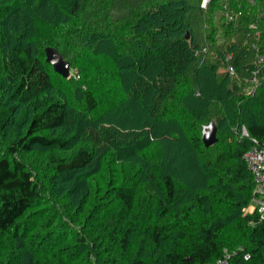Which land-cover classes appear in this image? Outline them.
<instances>
[{"label": "trees", "instance_id": "obj_1", "mask_svg": "<svg viewBox=\"0 0 264 264\" xmlns=\"http://www.w3.org/2000/svg\"><path fill=\"white\" fill-rule=\"evenodd\" d=\"M202 1L0 0V233L9 239L8 262L36 264L46 245L32 246L49 235L27 239L34 227L75 230L60 209L57 222L19 220L54 194L89 226L73 235L87 256L102 235L118 245L111 257H127L142 206L155 216L142 231L156 257L146 262L139 252L126 264H204L225 252L230 264H264V219L247 211L254 180L243 159L254 141L264 147L263 71L247 90L264 54V0ZM227 6L240 12L234 20ZM46 47L72 61L84 86L39 58ZM50 75L71 90V102L47 92ZM210 122L218 139L206 148L201 130ZM154 141L161 148L150 154ZM34 146L72 152L48 154L38 176L45 189L18 156ZM185 153L189 166L180 161ZM105 161L106 191L89 181ZM115 162L122 163L117 177Z\"/></svg>", "mask_w": 264, "mask_h": 264}, {"label": "rangeland", "instance_id": "obj_2", "mask_svg": "<svg viewBox=\"0 0 264 264\" xmlns=\"http://www.w3.org/2000/svg\"><path fill=\"white\" fill-rule=\"evenodd\" d=\"M39 58L41 60H45L44 55L40 56ZM67 62L71 63L70 69H69L70 76H74V78L78 81V83H81L84 86L82 74L78 72L77 67L73 65L70 59ZM45 69H46V71H44L45 73L51 70L50 67H47V68L45 67ZM87 72H89L88 74H90L91 77L96 76V73H95L96 71H87ZM47 83L49 85V89L47 92L52 93V95L62 92L64 93L66 98L71 102V98H72L71 90H69V88L67 89L63 84L59 83L58 79H55L50 75V80H48ZM95 85L96 84H94V86ZM102 87H104V85L101 86L97 84L95 86V88L98 90L102 89ZM103 93H104L103 91L98 92V93L96 92V95H95L96 99L97 98L101 99V96L103 95ZM149 147L150 148H148L147 150L148 152H150V154L152 153L157 154L158 150H160L161 148V141H158V142L154 141V143H152V145H150ZM52 151L62 157H69L72 153L71 150H59V149L46 148V147H41V146L40 147L34 146L30 151H26V152L24 151V152L18 153V156L26 164L27 168H29L31 171L34 172L36 176L35 180L39 182L42 189L43 188L45 189V187L43 186L44 183L41 177H38L40 176L39 172H41V169L43 167L45 168L47 166L46 164L48 162H47L46 157L48 156V154L52 153ZM114 157L115 156H113V153L109 154V158L107 160L113 162ZM180 161H181V164H183L184 166L185 165L189 166L192 162V158L191 156H188V153H185L184 157L182 156L180 158ZM115 164L117 165V168H116L117 170L113 172L114 173L113 177L118 176V172H119V169H121L120 167L122 163L115 162ZM107 165L108 164L105 161V164L102 168L103 171L93 175L92 177H89V181L96 185L95 188H99V189L105 188L104 191L108 189L105 182L110 177L111 171H112L110 167H108ZM195 176H196V173H195ZM195 178L198 179V177H195ZM110 181H112V179ZM110 188L111 187H109V189ZM43 192L46 196L47 195L46 192L44 190ZM108 198H110V196L107 194L105 197L103 196L100 198L101 201H104L102 206H104L105 208L108 207V204H109L107 203ZM110 205H111L112 211L117 208L114 204H110ZM254 209H255V202L252 201L250 206L247 208V211L250 212V211H253ZM58 210L64 211L62 212L61 216L68 217L69 219H71L72 224L70 226L76 225V228L75 230H71V229H67L65 227L59 226V229L52 230L49 224L48 226H46L45 228L41 230L35 229V227L33 228V230H30V231L28 230L27 239H32L31 238L32 234L33 235L36 234L37 236H40L42 239L45 238V235H49L44 240L39 241V240L33 239L35 240L36 243H34L32 247H40L41 245H46L44 246L42 253L36 254L34 256V258L36 259L34 263L36 262V264H109V262L111 261L110 259L112 258L114 259V257H116L117 259H120V261L123 260L121 264H126L128 262L127 258L130 259L134 257L136 254L138 255L139 252L142 253L141 257L146 262L156 257L155 248L153 246L152 247L150 246L148 239L146 238L144 232L142 231V229L145 226H148L151 222L154 223L155 216L154 217L151 216L150 213H148L142 206H140L137 210L139 211L138 212L139 219H136L137 222H135L136 229L134 230L135 233L133 235V241L130 245L131 249L129 251V254H127V257H124V258H120V255L113 256V257L110 256L112 253H114V251H116V253L119 252L118 245L116 243L110 244L111 242L108 239H103L104 237L102 235H100L102 241L101 242L97 241L98 250L94 248L92 256H87L86 254H84L83 253L84 250H82L80 246L76 244V241H74L75 236L73 237V235H76V234L79 235L81 233H84L89 226L86 228H83L84 221L81 220V216L76 217L75 215H73L75 213L74 209L69 205V203L64 201L63 198L60 196L57 197L54 194H53V197L52 195L46 196V198L42 196L41 202L38 203L37 206L26 211L25 215L19 220L21 221V223H23L27 219V217H29L30 222H33L36 219L35 222L39 220L38 222L40 223V222H43L44 221L43 218L46 217L48 219H51L57 222L60 218V215L57 214ZM40 212H41L40 217L42 218L41 219H38V217L35 218V215ZM71 212L73 214H71ZM101 217H103V215H101ZM89 223L90 224L88 225H90V227L93 228L95 225V222L91 220L89 221ZM82 229H84V231ZM80 230H81V233H80ZM48 233H51V234H48ZM94 236L87 237L86 243H90V244L94 243V238H95ZM100 236L96 235V238H99ZM52 239H55V240L52 241ZM5 240L9 241L7 236H4L2 233H0V264H18V261L15 258H13L12 261L10 262L7 261L8 252L4 246ZM140 245L142 249L140 248ZM140 249L141 251H139ZM99 250L101 251V253L99 252ZM15 253L16 252H12V254H15Z\"/></svg>", "mask_w": 264, "mask_h": 264}, {"label": "built area", "instance_id": "obj_3", "mask_svg": "<svg viewBox=\"0 0 264 264\" xmlns=\"http://www.w3.org/2000/svg\"><path fill=\"white\" fill-rule=\"evenodd\" d=\"M208 0H203L201 6L205 7V4ZM229 7H226V11L224 12L227 21L234 20V18L240 14V12L231 13ZM232 58V53L225 55V61L228 62L227 69L230 75H234L235 69L229 63V60ZM264 63V54L261 55L258 59V64L260 65ZM254 66L251 69L250 77L248 78L249 86L247 88L249 93H252L256 87L259 85V77L264 72V68ZM241 133L244 136H247L248 132L245 131L244 128L241 129ZM243 159L245 163L248 165L249 169L251 170L253 180H254V198L253 201L255 202V209L260 214V218L264 219V147L259 146L254 141V144L246 151L243 155ZM230 255L228 252H225L223 256L219 257L212 262H207L204 264H230ZM200 264V263H196Z\"/></svg>", "mask_w": 264, "mask_h": 264}, {"label": "water", "instance_id": "obj_4", "mask_svg": "<svg viewBox=\"0 0 264 264\" xmlns=\"http://www.w3.org/2000/svg\"><path fill=\"white\" fill-rule=\"evenodd\" d=\"M46 61L51 64L53 71L61 75L63 78H70L69 69L70 63L62 58L54 48H45ZM216 124L210 122L202 127V142L207 148L214 145L218 139Z\"/></svg>", "mask_w": 264, "mask_h": 264}]
</instances>
